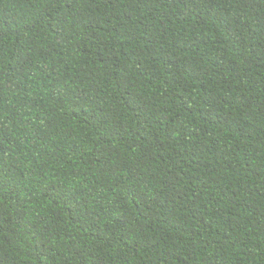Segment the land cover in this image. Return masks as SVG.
Returning a JSON list of instances; mask_svg holds the SVG:
<instances>
[{"label":"trees","instance_id":"16d2710c","mask_svg":"<svg viewBox=\"0 0 264 264\" xmlns=\"http://www.w3.org/2000/svg\"><path fill=\"white\" fill-rule=\"evenodd\" d=\"M0 264H264V0H0Z\"/></svg>","mask_w":264,"mask_h":264}]
</instances>
